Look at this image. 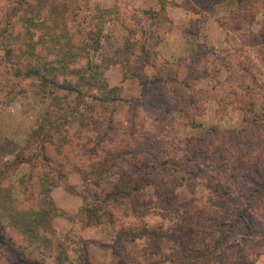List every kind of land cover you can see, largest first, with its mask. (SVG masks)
<instances>
[{
  "label": "rangeland",
  "instance_id": "374dc122",
  "mask_svg": "<svg viewBox=\"0 0 264 264\" xmlns=\"http://www.w3.org/2000/svg\"><path fill=\"white\" fill-rule=\"evenodd\" d=\"M89 1L99 7L96 1ZM182 4L191 12L184 41L178 45L173 41L165 50L177 45L179 58L185 52L184 66L177 64L181 60L170 57L169 62L157 52L156 26L150 24L147 35L137 31L135 38L146 36L149 51L158 59V66H148L146 73L155 78L161 69L165 81L161 88L148 86L144 91L137 79H123L126 91L120 86L122 101L115 112L119 122L134 116L142 119L148 136L160 139V157L166 154L176 162L168 170L160 166L152 182L129 196H118L113 207L119 221L135 224L136 232L141 226L163 232L159 250H150V240L142 237L136 241V254L118 253L110 224L83 226L80 194L88 183L73 172L69 175L79 178L73 184V195L80 197L81 205L74 214L54 218L50 223L54 231L48 233L67 248L63 264H173L170 257L186 252L188 264H264V0H182ZM11 5L12 0H0V19ZM115 15L122 20V13ZM166 18L163 9L152 25ZM113 28L105 23L97 60L105 57L112 62L124 56V41L129 36L121 43L111 35ZM2 57L0 47V60ZM25 82V90L0 111V146L9 141L11 149L18 151L25 145L34 148L27 141L29 134L50 101L35 79ZM174 92L195 98L187 112H183L186 101L176 100ZM65 118L67 128L77 132L81 141L94 137L78 112L66 113ZM5 160L11 157L0 158V162ZM118 162L126 167L124 160ZM29 171V164L21 163L4 175L11 195L19 200L24 198L20 179ZM185 218L191 220L180 232L178 226ZM64 220L74 223L69 230ZM21 246L14 247L15 253L23 250ZM12 247L7 238H0V262L21 264V256L9 257ZM44 264L55 262L47 255Z\"/></svg>",
  "mask_w": 264,
  "mask_h": 264
},
{
  "label": "trees",
  "instance_id": "16d2710c",
  "mask_svg": "<svg viewBox=\"0 0 264 264\" xmlns=\"http://www.w3.org/2000/svg\"><path fill=\"white\" fill-rule=\"evenodd\" d=\"M158 1L160 9L154 11L134 8L132 0H117L112 12L89 0H12L0 19V111L25 90L24 83L29 79H35L41 94L50 99L27 140L34 148L25 145L18 151L11 149L9 141L0 146V158L11 157L10 161L0 162V238L9 240L13 246L9 257L21 256V264H44L47 255L55 264L67 261L64 243L48 233L54 231L50 227L54 218L68 215L55 204L51 190L62 186L67 192L76 193L68 181L73 172L88 183L80 194L83 226L110 224L118 253L136 254V241L142 237L150 240V250H159L163 232L145 226L136 232L135 224L127 226L119 221L113 207L118 196L141 190L152 182L160 166L168 170L176 162L166 154L160 157V139L148 136L138 116L126 118L125 123L115 119L116 105L122 101L120 87L110 86L105 78L109 66L119 63L122 78L137 79L144 91L148 86L161 88L164 84L161 69L155 78L146 73L148 66H158L157 57L147 47V37L135 38L137 31L147 35L149 25L163 11L166 0ZM112 13H122V25L129 36L124 41L126 52L112 62L105 57L97 60L105 38L103 27ZM220 25L226 27L227 23L220 21ZM173 95L176 100L186 101L183 112L195 101L180 92ZM145 101L153 105L151 99ZM70 112L83 117L94 137L83 142L77 132L67 128L63 120ZM119 160H124L126 167H120ZM21 163H28L30 171L20 179L24 198L19 200L11 195L4 175ZM190 220L185 218V223L179 224L180 232L187 229ZM8 229L13 233L8 234ZM17 244H23L19 254L14 251ZM140 251L147 253L141 248ZM28 252L35 256H25ZM188 253L174 255L170 260L173 264H188Z\"/></svg>",
  "mask_w": 264,
  "mask_h": 264
},
{
  "label": "crops",
  "instance_id": "0c3cea01",
  "mask_svg": "<svg viewBox=\"0 0 264 264\" xmlns=\"http://www.w3.org/2000/svg\"><path fill=\"white\" fill-rule=\"evenodd\" d=\"M93 1H96V3L99 5L101 9H110L112 12H114L113 10H115V5L117 4V0H93ZM131 6L138 9H151L154 11H158L160 9V3L158 0H132ZM164 11L167 16L166 20L163 21V23L150 25L152 27L156 26L154 32H155V36L158 38V42L155 49L157 50V52H160V54L164 56V58L169 59L168 60L169 62L171 61V58L176 60H181V62H178L177 64L183 67L185 62L184 60L186 58V56H184L185 52H180L181 56L179 58L178 56L179 52H176V49L178 43L181 42L182 44L184 41L187 24L191 22L190 20L191 12L187 11L183 7L182 0H166ZM107 24L114 26L113 28L114 31L111 32V35H113V37H117L116 39L122 43L124 37L127 35V30L122 25L121 19H119V17L116 16L114 13L112 18L107 22ZM173 41H175L177 45H175L174 49L168 50L167 52L165 50L166 47L168 46L169 48H171L170 46L173 45L172 44ZM105 73L110 86H119V87L122 86L123 91H126V86H125L126 80L123 81L122 69L120 64L118 63L112 64L106 70ZM76 175L77 174H75L74 177L69 175L68 180L70 184L72 183V185L73 184L77 185L79 178ZM51 195L56 205L66 213H70V214L76 213L78 211L79 205H81L80 197L67 192L62 187L59 186L53 187L51 190ZM63 223L65 224V228H67L68 230L74 224L68 221H65ZM89 229H93V230L92 231L88 229L86 230L95 233L100 232V229L98 228L97 229L89 228Z\"/></svg>",
  "mask_w": 264,
  "mask_h": 264
}]
</instances>
